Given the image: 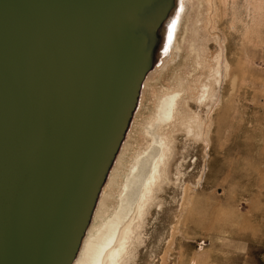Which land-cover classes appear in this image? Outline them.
<instances>
[{"label":"water","instance_id":"obj_1","mask_svg":"<svg viewBox=\"0 0 264 264\" xmlns=\"http://www.w3.org/2000/svg\"><path fill=\"white\" fill-rule=\"evenodd\" d=\"M177 0H0V264H74Z\"/></svg>","mask_w":264,"mask_h":264},{"label":"rangeland","instance_id":"obj_2","mask_svg":"<svg viewBox=\"0 0 264 264\" xmlns=\"http://www.w3.org/2000/svg\"><path fill=\"white\" fill-rule=\"evenodd\" d=\"M178 1L174 48L144 82L138 110L74 264L101 218L117 205L131 165L151 143L147 124L172 90L181 91V98L167 131L172 148L167 179L141 222V239L129 264H185L188 253L207 249L210 240L191 233L203 230L199 223L209 218V201L226 202L217 209L213 205L211 215L217 219L221 214L242 218L243 211L259 225L235 257L223 253L215 259L264 264V0ZM233 233L222 231L221 243L236 238ZM196 255L192 262L205 264Z\"/></svg>","mask_w":264,"mask_h":264},{"label":"bare ground","instance_id":"obj_3","mask_svg":"<svg viewBox=\"0 0 264 264\" xmlns=\"http://www.w3.org/2000/svg\"><path fill=\"white\" fill-rule=\"evenodd\" d=\"M177 6L179 4L175 6L166 22L163 54L173 47L179 11ZM180 98L181 91L172 90L160 99L157 111L147 124L146 132L151 138V143L131 165L119 193L117 205L112 213L109 214L107 210L104 218H101L100 224L84 243L83 252L76 264H129L132 250L141 239L138 233L141 222L156 202V193L161 181L167 179V164L172 156L167 131L176 118ZM191 197L192 195L187 196L183 201L182 212L189 206Z\"/></svg>","mask_w":264,"mask_h":264},{"label":"crops","instance_id":"obj_4","mask_svg":"<svg viewBox=\"0 0 264 264\" xmlns=\"http://www.w3.org/2000/svg\"><path fill=\"white\" fill-rule=\"evenodd\" d=\"M226 202H215L209 201V218L208 220H202L199 225L204 226L203 230L196 233L193 232V238H208L210 240L209 247L207 249L201 251H193L192 254L188 253V257L185 261V264H197L196 261L192 262V258L196 257L197 253H200V256L203 258L205 264H233L230 261L220 260L219 262L215 259V256H223V253H227V257L230 256L229 259L235 257L236 255L233 254L237 251V247L243 242L244 239H250L249 237H253L257 235L259 232V225L253 217L247 213L242 211V218L233 217L227 218L226 216L221 214L220 218H216L211 215L213 210V205L216 206V209L221 205L225 206ZM221 206L219 208H221ZM201 220V219H200ZM222 222L221 225L218 223ZM196 219L194 220V227H196ZM220 226V227H219ZM231 227V228H228ZM228 229H232L234 233L232 234L236 238H232L233 240H229L226 242V246L221 243V234L222 231H228ZM201 230V229H200ZM221 231V232H219ZM244 237V238H240ZM241 246V245H240ZM229 253H232L231 255ZM227 259V258H226ZM221 262V263H220Z\"/></svg>","mask_w":264,"mask_h":264}]
</instances>
